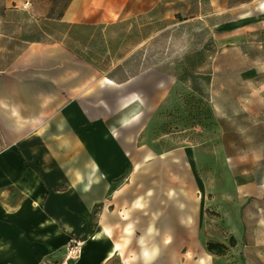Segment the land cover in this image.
Masks as SVG:
<instances>
[{
    "label": "rangeland",
    "instance_id": "1",
    "mask_svg": "<svg viewBox=\"0 0 264 264\" xmlns=\"http://www.w3.org/2000/svg\"><path fill=\"white\" fill-rule=\"evenodd\" d=\"M67 1L0 0V18L7 50L64 38L98 68L130 72L110 75L135 78L129 89L142 108L126 130L132 163L112 205L117 231L106 235L120 249L104 264H264L259 2L223 9L212 0H160L148 13L103 27L59 21ZM99 78L106 81V73ZM142 238L157 247L150 258ZM211 243L220 245L210 250ZM66 251L45 264H75L81 254L67 259Z\"/></svg>",
    "mask_w": 264,
    "mask_h": 264
},
{
    "label": "crops",
    "instance_id": "2",
    "mask_svg": "<svg viewBox=\"0 0 264 264\" xmlns=\"http://www.w3.org/2000/svg\"><path fill=\"white\" fill-rule=\"evenodd\" d=\"M159 1L68 0L58 20L107 27ZM256 1L264 12V0L212 4L239 9ZM5 25L0 18V264L48 263L74 238L85 239L75 264H104L115 244L106 235L117 231V184L132 163L126 130L142 108L129 89L135 78L110 75L130 72L98 68L64 38L7 50Z\"/></svg>",
    "mask_w": 264,
    "mask_h": 264
},
{
    "label": "bare ground",
    "instance_id": "3",
    "mask_svg": "<svg viewBox=\"0 0 264 264\" xmlns=\"http://www.w3.org/2000/svg\"><path fill=\"white\" fill-rule=\"evenodd\" d=\"M262 16L264 18V12L262 13ZM135 118H137V116H135ZM136 168H138V165H136ZM93 238L94 237L92 236L91 240H93ZM141 241H142L141 246H142L143 255L146 256L147 258H150L152 254L156 251L157 247L154 246L150 249L149 246L145 244L144 238H142ZM170 242H171V238L166 237L165 243H170ZM119 249H120V246L118 243L113 244L109 249L106 250L105 257L108 259L111 258L112 256H114L115 252Z\"/></svg>",
    "mask_w": 264,
    "mask_h": 264
},
{
    "label": "built area",
    "instance_id": "4",
    "mask_svg": "<svg viewBox=\"0 0 264 264\" xmlns=\"http://www.w3.org/2000/svg\"><path fill=\"white\" fill-rule=\"evenodd\" d=\"M83 241L79 239H73L68 245H67V251H66V257L67 259H74L82 253L83 249Z\"/></svg>",
    "mask_w": 264,
    "mask_h": 264
},
{
    "label": "trees",
    "instance_id": "5",
    "mask_svg": "<svg viewBox=\"0 0 264 264\" xmlns=\"http://www.w3.org/2000/svg\"><path fill=\"white\" fill-rule=\"evenodd\" d=\"M220 244H215V243H211L209 244V249L212 250V249H215V247L219 246Z\"/></svg>",
    "mask_w": 264,
    "mask_h": 264
}]
</instances>
